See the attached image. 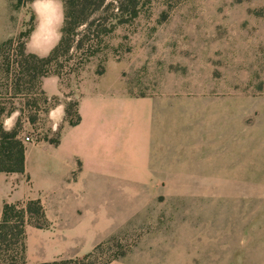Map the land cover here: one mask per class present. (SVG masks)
I'll list each match as a JSON object with an SVG mask.
<instances>
[{
    "label": "rangeland",
    "instance_id": "obj_1",
    "mask_svg": "<svg viewBox=\"0 0 264 264\" xmlns=\"http://www.w3.org/2000/svg\"><path fill=\"white\" fill-rule=\"evenodd\" d=\"M116 1L92 16L91 30H76L81 50L34 78L22 75L20 48L46 57L57 46L63 2L0 0V130L17 128L25 150L58 146L81 97L116 87L182 109L210 103L206 146L166 148L156 165L164 187L86 188L76 200L25 172H0L2 212L31 199L47 209V226L27 228L28 264L80 258L112 241L125 252L112 264H264V0H137L139 15L120 24ZM63 107V120L52 119Z\"/></svg>",
    "mask_w": 264,
    "mask_h": 264
},
{
    "label": "crops",
    "instance_id": "obj_2",
    "mask_svg": "<svg viewBox=\"0 0 264 264\" xmlns=\"http://www.w3.org/2000/svg\"><path fill=\"white\" fill-rule=\"evenodd\" d=\"M188 103V108L182 109L171 107L166 99L134 96L116 87L98 88L81 97V120L77 125L64 126L58 146L26 150L25 173L32 180L37 177L36 185L51 189L54 196L65 197L62 189H66V196L75 200L86 188L164 187V171L156 165L165 163L166 148L187 149L190 141L194 148L206 146L211 104L207 109L205 100ZM57 112L51 113L52 119L64 118V107ZM12 116L6 125L12 126ZM191 124L192 129L197 127L195 133L181 134V125L190 129ZM173 132L178 133L176 139ZM63 218L75 215L71 212Z\"/></svg>",
    "mask_w": 264,
    "mask_h": 264
},
{
    "label": "trees",
    "instance_id": "obj_3",
    "mask_svg": "<svg viewBox=\"0 0 264 264\" xmlns=\"http://www.w3.org/2000/svg\"><path fill=\"white\" fill-rule=\"evenodd\" d=\"M35 0H31L33 2ZM64 6V22L62 37L55 48L46 56L39 57L36 54L26 53L25 44L20 48V56L24 59L22 66V75L26 73H35L37 78L40 70L48 68L55 61L71 55L73 48L79 51L82 48L83 38L76 30L82 26H86L91 30L95 26V19L90 21L92 16L98 13L108 0H61ZM117 13L114 17L123 22L128 20L127 13L130 18H136L140 9L137 0H117ZM93 7L92 11H88L85 6ZM110 5L114 6L111 2ZM128 7L129 9H125ZM105 9V8H104ZM33 32L29 30L27 37ZM77 43V44H76ZM52 72L45 71V76L51 75ZM54 75H59L56 73ZM44 76V75H42ZM80 116L77 112V120L70 125L79 124ZM19 132L17 128L11 131L0 130V172L19 173L25 172V146L18 139ZM59 144V141L52 142ZM33 226L35 228H44L47 226L46 209L42 202L37 199H31L15 204L6 203L3 207L2 216L0 218V264H28L27 262V228ZM115 241L98 245L91 253L73 259H61L52 262L38 264H112L113 262L125 257L124 251H115L118 247ZM121 247H118L120 250Z\"/></svg>",
    "mask_w": 264,
    "mask_h": 264
},
{
    "label": "built area",
    "instance_id": "obj_4",
    "mask_svg": "<svg viewBox=\"0 0 264 264\" xmlns=\"http://www.w3.org/2000/svg\"><path fill=\"white\" fill-rule=\"evenodd\" d=\"M24 141L26 143H33V140H32V138L30 136L25 137Z\"/></svg>",
    "mask_w": 264,
    "mask_h": 264
}]
</instances>
